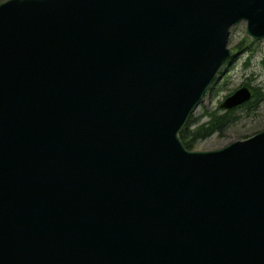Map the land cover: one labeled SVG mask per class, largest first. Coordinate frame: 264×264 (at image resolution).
<instances>
[{
  "label": "water",
  "instance_id": "water-1",
  "mask_svg": "<svg viewBox=\"0 0 264 264\" xmlns=\"http://www.w3.org/2000/svg\"><path fill=\"white\" fill-rule=\"evenodd\" d=\"M241 22L264 0L0 4V264H264V130L179 139Z\"/></svg>",
  "mask_w": 264,
  "mask_h": 264
},
{
  "label": "rangeland",
  "instance_id": "rangeland-1",
  "mask_svg": "<svg viewBox=\"0 0 264 264\" xmlns=\"http://www.w3.org/2000/svg\"><path fill=\"white\" fill-rule=\"evenodd\" d=\"M7 0H0V4ZM228 48L233 58L222 67L218 80L206 93L203 102L197 107L189 120L200 125L206 121L204 113L219 108L223 100L246 84L254 93L264 92V39L254 41L246 34V24L239 23L230 29ZM245 63L247 65L245 66ZM263 90V91H262ZM221 110L218 113L222 114ZM220 133L213 134L191 151L219 150L232 142L245 140L264 130V102L255 110L240 108L227 119Z\"/></svg>",
  "mask_w": 264,
  "mask_h": 264
},
{
  "label": "trees",
  "instance_id": "trees-1",
  "mask_svg": "<svg viewBox=\"0 0 264 264\" xmlns=\"http://www.w3.org/2000/svg\"><path fill=\"white\" fill-rule=\"evenodd\" d=\"M247 63H245V66ZM263 91V90H262ZM264 102V92L254 93L252 99L242 106L236 107L231 110H223L220 107L211 113H204L206 121L200 125H194L195 122L188 120L185 127L179 134V139L187 150L195 149L196 145L205 138L220 133L227 124L228 117L240 108H249L255 110L257 106ZM223 110L222 114L218 112Z\"/></svg>",
  "mask_w": 264,
  "mask_h": 264
},
{
  "label": "bare ground",
  "instance_id": "bare-ground-1",
  "mask_svg": "<svg viewBox=\"0 0 264 264\" xmlns=\"http://www.w3.org/2000/svg\"><path fill=\"white\" fill-rule=\"evenodd\" d=\"M216 81V80H215Z\"/></svg>",
  "mask_w": 264,
  "mask_h": 264
}]
</instances>
